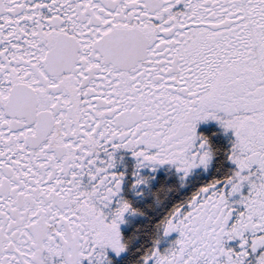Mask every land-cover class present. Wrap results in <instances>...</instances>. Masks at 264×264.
I'll use <instances>...</instances> for the list:
<instances>
[{
  "label": "snow or ice",
  "instance_id": "6c2138e0",
  "mask_svg": "<svg viewBox=\"0 0 264 264\" xmlns=\"http://www.w3.org/2000/svg\"><path fill=\"white\" fill-rule=\"evenodd\" d=\"M0 264H264V0H0Z\"/></svg>",
  "mask_w": 264,
  "mask_h": 264
}]
</instances>
